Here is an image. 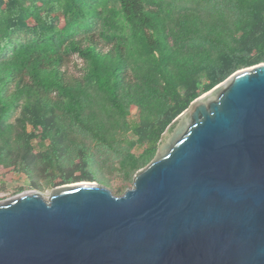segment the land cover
<instances>
[{"label":"water","instance_id":"95a60500","mask_svg":"<svg viewBox=\"0 0 264 264\" xmlns=\"http://www.w3.org/2000/svg\"><path fill=\"white\" fill-rule=\"evenodd\" d=\"M0 264H264V62L194 98L121 195L0 200Z\"/></svg>","mask_w":264,"mask_h":264},{"label":"trees","instance_id":"16d2710c","mask_svg":"<svg viewBox=\"0 0 264 264\" xmlns=\"http://www.w3.org/2000/svg\"><path fill=\"white\" fill-rule=\"evenodd\" d=\"M235 1L239 3L240 16L233 14L232 19L240 27H246L244 14L255 12L258 17L264 14L261 7L264 0ZM57 14L63 20L61 28L55 25ZM194 17L193 27H185V37L222 50L226 58L205 59L200 68L184 62L186 82L181 84L177 82L172 63L185 60L188 53L175 52L168 45V33L156 0H101V3L0 0V119L18 110L20 115L15 125L23 141L28 143L38 126L45 129L56 121L54 110L57 109L66 112L77 127L106 144L107 130L98 117L90 118L85 111L88 88L103 94L102 114L113 110L125 116L130 105H138V81L142 77L147 87L160 88L171 101L146 124L138 125L140 142L146 144L141 162H146L155 154L165 127L194 98L238 68L264 62V36L258 30L243 31L246 47L238 49L233 41L236 39H229L230 24L225 29H209L200 17ZM28 18L34 22L30 27L25 22ZM96 25H99L97 31ZM23 32L33 38L27 42L19 40L17 37ZM236 32L232 33L234 38L240 35ZM200 48L192 54H205ZM70 53L82 61L78 75L66 69V55ZM202 77L207 82L199 87ZM26 126L32 129L28 133ZM1 128L0 149L9 142V136ZM25 164L22 156L18 165L23 169Z\"/></svg>","mask_w":264,"mask_h":264},{"label":"rangeland","instance_id":"374dc122","mask_svg":"<svg viewBox=\"0 0 264 264\" xmlns=\"http://www.w3.org/2000/svg\"><path fill=\"white\" fill-rule=\"evenodd\" d=\"M93 1L101 3V0ZM262 3L261 7H264V2ZM156 4L168 33L166 38L168 45L174 47L175 52L188 53L185 60L172 63L177 82L181 84L186 82L183 78V74H187L183 66L184 62L192 63L194 68H200L205 59L210 61L226 58L222 50L200 44L195 38L185 37V27H193L191 22L195 19L194 16L200 17L208 24L209 29L211 27L225 29L230 24L229 39H236L233 41L238 49L244 50L246 47V36L243 31L258 30L264 36V14L261 17L255 12L244 14L246 27H240L238 21L233 22L232 16H240L237 10L240 6L235 0H156ZM55 17V25L61 28L63 26L61 15L57 14ZM25 22L28 27L34 24L30 18ZM98 27L99 25H96L94 29L97 31ZM233 32L240 35L234 38ZM17 38L27 42L33 36L23 32ZM199 46L205 54H192ZM66 57L67 71L75 75L81 73L79 69L82 64L81 59L74 53L67 54ZM252 65L255 64L250 66ZM206 82V78H200L199 87ZM138 83L140 94L138 105H130L125 116H119L113 110H108V114H102L100 103L103 94L95 88H88L85 111L90 118L98 117L103 128L107 130L106 144H102L89 132L77 127L66 112L57 109L54 110L56 121L48 124L45 129L38 126L35 136L28 143L23 141L19 134L20 130L15 125V120L20 115L18 110L0 119L3 134L9 136V142L0 149V200L30 190L36 191L46 199L52 188L80 182L101 184L115 196L121 195L124 190L130 188L133 174L154 156L146 162H141L146 144L144 141L140 142L137 134L138 125L143 126L171 103L160 88L152 90L147 87L146 79L141 77ZM171 122L160 137L165 134ZM31 130V127L26 126V133ZM159 141L160 138L155 147L158 146ZM22 156L26 162L23 169L18 165ZM64 178L68 180L65 181Z\"/></svg>","mask_w":264,"mask_h":264}]
</instances>
